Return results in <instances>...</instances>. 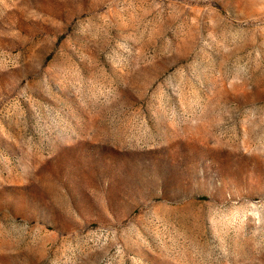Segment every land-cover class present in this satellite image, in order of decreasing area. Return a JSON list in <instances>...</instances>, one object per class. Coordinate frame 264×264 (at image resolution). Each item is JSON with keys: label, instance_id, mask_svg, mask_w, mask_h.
<instances>
[{"label": "rangeland", "instance_id": "374dc122", "mask_svg": "<svg viewBox=\"0 0 264 264\" xmlns=\"http://www.w3.org/2000/svg\"><path fill=\"white\" fill-rule=\"evenodd\" d=\"M0 264H264V0H0Z\"/></svg>", "mask_w": 264, "mask_h": 264}]
</instances>
